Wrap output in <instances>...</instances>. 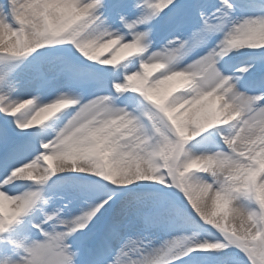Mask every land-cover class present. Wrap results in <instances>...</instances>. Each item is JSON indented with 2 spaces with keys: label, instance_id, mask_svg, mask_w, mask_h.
I'll return each mask as SVG.
<instances>
[{
  "label": "snow or ice",
  "instance_id": "obj_1",
  "mask_svg": "<svg viewBox=\"0 0 264 264\" xmlns=\"http://www.w3.org/2000/svg\"><path fill=\"white\" fill-rule=\"evenodd\" d=\"M0 264H264V0H0Z\"/></svg>",
  "mask_w": 264,
  "mask_h": 264
},
{
  "label": "bare ground",
  "instance_id": "obj_2",
  "mask_svg": "<svg viewBox=\"0 0 264 264\" xmlns=\"http://www.w3.org/2000/svg\"><path fill=\"white\" fill-rule=\"evenodd\" d=\"M178 83L179 81H171V82L166 83L165 85H162L160 88L159 94L164 95L168 93L169 91H172L174 88L177 87Z\"/></svg>",
  "mask_w": 264,
  "mask_h": 264
}]
</instances>
